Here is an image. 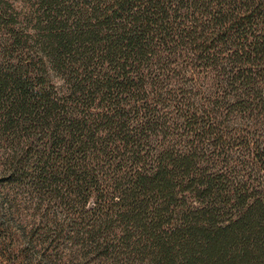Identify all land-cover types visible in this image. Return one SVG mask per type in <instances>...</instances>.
Here are the masks:
<instances>
[{"label": "trees", "instance_id": "1", "mask_svg": "<svg viewBox=\"0 0 264 264\" xmlns=\"http://www.w3.org/2000/svg\"><path fill=\"white\" fill-rule=\"evenodd\" d=\"M0 30V264H264V0H0Z\"/></svg>", "mask_w": 264, "mask_h": 264}, {"label": "rangeland", "instance_id": "2", "mask_svg": "<svg viewBox=\"0 0 264 264\" xmlns=\"http://www.w3.org/2000/svg\"><path fill=\"white\" fill-rule=\"evenodd\" d=\"M3 30H0V43L1 42H3L6 38L4 37V35H3ZM6 59H7V57H6ZM6 59L4 58V56H3V54H2V52H1V49H0V64L2 65V66H5L6 64H7V61L10 63V60H8L7 59V61H6ZM57 78V79H56ZM54 79H56L55 81L57 82V84H58V86H62L63 85V81L60 79V78H58V77H56V76H54ZM234 149H236L237 150V147L236 148H234ZM232 155H233V157H237V153L236 152H233V153H231ZM3 154H2V152H0V159L2 158L1 156H2ZM235 164H236V162H235ZM256 177H259L258 175H256ZM1 201H2V199H1V197H0V212H3V211H1V208H2V204H1ZM55 259H53L52 261H50L49 263H47V264H63V263H61L60 261H64V259L62 258V259H58L57 261H54Z\"/></svg>", "mask_w": 264, "mask_h": 264}]
</instances>
